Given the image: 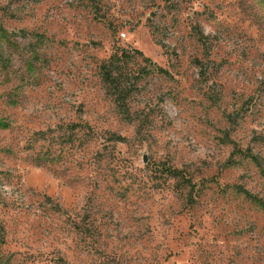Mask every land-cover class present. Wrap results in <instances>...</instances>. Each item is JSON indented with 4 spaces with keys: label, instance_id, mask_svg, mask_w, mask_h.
Segmentation results:
<instances>
[{
    "label": "rangeland",
    "instance_id": "rangeland-1",
    "mask_svg": "<svg viewBox=\"0 0 264 264\" xmlns=\"http://www.w3.org/2000/svg\"><path fill=\"white\" fill-rule=\"evenodd\" d=\"M0 264H264V0H0Z\"/></svg>",
    "mask_w": 264,
    "mask_h": 264
},
{
    "label": "trees",
    "instance_id": "trees-1",
    "mask_svg": "<svg viewBox=\"0 0 264 264\" xmlns=\"http://www.w3.org/2000/svg\"><path fill=\"white\" fill-rule=\"evenodd\" d=\"M118 60L119 58L116 55H113L107 64H103L101 67L102 76L104 81L113 89L114 92H116L117 94L116 100L118 101L122 110L127 111L124 100L122 98V95L125 92L124 89L122 88V81L115 72ZM157 69L160 70V68ZM251 159L258 162L257 157L255 156H251ZM168 172L172 173L171 176L176 175V171L171 168L168 169Z\"/></svg>",
    "mask_w": 264,
    "mask_h": 264
}]
</instances>
